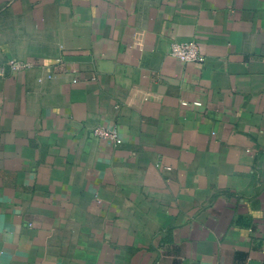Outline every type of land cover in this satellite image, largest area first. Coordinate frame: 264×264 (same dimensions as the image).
I'll use <instances>...</instances> for the list:
<instances>
[{
  "label": "crops",
  "instance_id": "obj_1",
  "mask_svg": "<svg viewBox=\"0 0 264 264\" xmlns=\"http://www.w3.org/2000/svg\"><path fill=\"white\" fill-rule=\"evenodd\" d=\"M8 58L0 264H264V0H0Z\"/></svg>",
  "mask_w": 264,
  "mask_h": 264
},
{
  "label": "built area",
  "instance_id": "obj_2",
  "mask_svg": "<svg viewBox=\"0 0 264 264\" xmlns=\"http://www.w3.org/2000/svg\"><path fill=\"white\" fill-rule=\"evenodd\" d=\"M168 53L181 62H195L201 63L204 57L200 51L199 45L195 40H182L173 41L169 46ZM58 66H62L60 61L56 63ZM36 65L35 62L31 60H20L16 58H8L0 62V78L7 76L9 74H15L18 72H23L33 68ZM71 75V81H77V70L72 68L69 70ZM47 79H52L53 74L49 73L45 76ZM43 77H39L38 81L41 82ZM94 138L100 141L110 143L114 146L121 144L122 138L119 136L118 131L115 127H104L102 125H97L93 127L90 131Z\"/></svg>",
  "mask_w": 264,
  "mask_h": 264
}]
</instances>
